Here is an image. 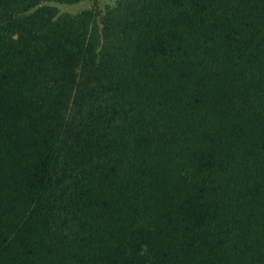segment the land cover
I'll use <instances>...</instances> for the list:
<instances>
[{
  "label": "trees",
  "instance_id": "1",
  "mask_svg": "<svg viewBox=\"0 0 264 264\" xmlns=\"http://www.w3.org/2000/svg\"><path fill=\"white\" fill-rule=\"evenodd\" d=\"M0 0V264H264V0Z\"/></svg>",
  "mask_w": 264,
  "mask_h": 264
},
{
  "label": "rangeland",
  "instance_id": "2",
  "mask_svg": "<svg viewBox=\"0 0 264 264\" xmlns=\"http://www.w3.org/2000/svg\"><path fill=\"white\" fill-rule=\"evenodd\" d=\"M118 0H79L73 3L49 1L46 4L57 8L59 13L77 15L84 11H90L100 21L104 9L107 6H114Z\"/></svg>",
  "mask_w": 264,
  "mask_h": 264
}]
</instances>
